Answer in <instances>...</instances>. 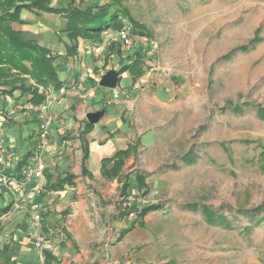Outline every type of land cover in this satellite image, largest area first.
<instances>
[{
  "label": "rangeland",
  "instance_id": "obj_1",
  "mask_svg": "<svg viewBox=\"0 0 264 264\" xmlns=\"http://www.w3.org/2000/svg\"><path fill=\"white\" fill-rule=\"evenodd\" d=\"M78 1L81 6L84 2L110 4L112 10L148 28L160 44L152 59L146 58L148 71L154 73L152 80H160L158 88L169 87L167 99L178 109L162 130L168 141L158 149L159 159L172 164L158 172L156 188L146 192L158 191L162 200L152 209L156 211L153 228H146L152 238L151 256L137 264H264V220L252 223L237 213L239 208L264 204V118L257 111L258 106L264 107V0ZM70 2L52 0L51 5ZM21 12L25 21L14 24L16 28L41 44L42 39L55 42L50 51L59 63L73 59L70 72L90 70L85 89L73 88L68 97L79 98L83 92L92 96L95 93L89 90L98 87V95L92 98L103 102L112 89L99 86V74L114 66L112 43L108 41L98 54L79 51L70 57L63 15L37 9ZM112 37L106 34L104 39ZM252 40L256 46L251 51L224 57ZM60 77L66 79L64 71L60 70ZM23 78L28 88L34 84L28 76ZM118 84L125 94L130 92L123 78ZM149 89L155 91L153 81ZM14 100L0 94V116L9 103L16 108L20 102ZM235 105L244 106L243 113H236ZM15 111L26 113V109ZM12 115L6 126L15 125ZM0 136L7 137L1 132ZM18 142L21 159L31 144ZM191 149L195 158L187 153ZM174 162L178 168L172 167ZM5 189L14 199L0 207V264H19L25 258L20 252L24 244L26 253L41 261L36 242L45 234L35 230L42 223L37 224L28 211L40 202H27V191L20 197L17 189Z\"/></svg>",
  "mask_w": 264,
  "mask_h": 264
},
{
  "label": "crops",
  "instance_id": "obj_2",
  "mask_svg": "<svg viewBox=\"0 0 264 264\" xmlns=\"http://www.w3.org/2000/svg\"><path fill=\"white\" fill-rule=\"evenodd\" d=\"M110 39L103 40V47ZM81 41L80 51L89 53L84 45L93 42ZM42 45L52 50L57 44L42 39ZM114 45L115 43L111 45L112 52L116 53L111 56L114 66L102 70L99 79L109 69L117 70L127 62H131L133 58H143L139 48L129 49L123 43L121 55L118 56L117 46L115 49ZM60 60L61 71L67 76L66 79L62 78L67 92L55 93L54 100L47 105L50 114L55 118L48 135L55 144H59L65 138L67 145L62 149L53 148L46 154L42 193L31 185L26 188L27 202L39 201V211L46 216L42 226L33 227L35 230L38 229L39 233L42 231L45 234L47 239L45 247L54 252L59 264H118L122 260L124 264L143 263L149 259L148 256H151L152 238L146 228L148 230L153 228L156 211H147L141 219L135 220L140 223L133 224L131 223L133 221L126 220L122 205L127 196L123 195L122 187L129 179L128 193H144L138 190L135 182L137 173H143L149 174L146 179L147 192L156 188L160 178L158 172L162 166L172 164L159 159L158 149L168 141L162 130L174 119L178 109L167 99L169 87L158 88L161 86L158 82L160 80H152L154 73L149 71L140 79L141 88L134 91L136 95L134 94L135 96L130 100L124 97L126 91H123L122 87L118 88L124 96L118 97L111 106H108L105 100L102 102L92 98L98 95V87H91L89 92L95 93L92 96L83 92L79 98H69L68 95L73 93L71 91L73 81L76 80L79 70L71 72L68 70L72 67V58L66 61L69 66L65 64V60ZM147 63H150L149 60ZM122 78L123 85L126 82V85H130L132 89L134 82L131 81L129 72L123 73ZM151 81L156 88L155 91L149 89ZM160 96H163V99ZM8 106L10 108L7 109H12L13 102ZM102 107H106V113L84 136L88 141L89 157L85 161L87 173L83 174L84 141L81 133L85 129L86 122H89L86 115ZM39 111L40 108L35 111H25L24 115L14 111L12 118L15 125L6 126L8 123H0V132L7 135L19 157L21 145L18 141L22 139V141L26 140L25 145L31 144L29 147L26 146L27 153L39 139V126L33 120L36 116L38 118ZM129 145L135 146L136 151L126 159L121 175L112 177L111 164L104 166L103 159L113 156L117 150L126 149ZM117 146L120 149H117ZM18 162L1 165L0 168L14 174L17 173ZM69 175L74 176L73 184H70V177L67 178ZM62 179H65L62 184L63 189L51 191L46 189L48 182L56 184ZM13 199L12 193L0 188V207H6ZM28 211L32 214L30 210ZM22 213H26L24 209ZM26 249L25 244L21 246L20 252L25 258L19 260V264H42L35 255L26 253ZM41 255L43 256L42 253Z\"/></svg>",
  "mask_w": 264,
  "mask_h": 264
},
{
  "label": "trees",
  "instance_id": "obj_3",
  "mask_svg": "<svg viewBox=\"0 0 264 264\" xmlns=\"http://www.w3.org/2000/svg\"><path fill=\"white\" fill-rule=\"evenodd\" d=\"M52 0H0V94L9 95L13 99L20 103L29 102L32 108L26 111H35L40 108L43 103L46 102L47 92L46 89L53 88L56 91L61 90L65 84V81L60 77L61 66L58 62V57L54 56L48 47L43 46L35 38L28 37V34L23 29L16 28L14 24H23L25 20L22 18V12L24 9H37V11H43L47 13L61 14L66 19L65 27L63 31L67 33L70 44H68L67 50L70 57H74L79 54L80 41L88 40L90 42H102L106 34H112L113 37L109 43H115L113 48L117 46V53L121 55V45L123 41L119 37V32L125 26V21L131 23V29L134 33L140 35H147L151 38L148 28L142 26L137 22H133L128 16L121 13L120 10H112V6L107 3H85L81 6L78 0H71V2L64 6L58 3L57 5H51ZM124 44V43H123ZM256 46L252 40L244 45L233 48L224 57H231L235 53L249 52ZM116 49V48H115ZM143 58H133L131 62L119 67V81L122 79V74L129 72L132 82L139 81L145 73L148 71L149 63ZM17 72V74L14 73ZM23 76H28L34 80V84L28 88L26 79ZM42 87L45 89L43 90ZM26 98L27 100H25ZM236 113H243L244 106L235 105ZM7 109L4 110L3 115H7ZM257 111L260 116L264 118V107L258 106ZM10 117V116H9ZM35 123H38L40 130L39 116L33 119ZM39 120V121H38ZM93 124L86 122L85 129L82 131L83 136V174L87 173L85 161L89 157L88 141L85 139V135L89 133ZM40 132V131H39ZM36 145V144H35ZM136 147L129 145L126 149L117 150L113 156L103 159V165H110V172L112 177L121 175L123 166L126 159H128L134 152ZM31 151L27 152L23 158L19 160L14 174L8 173L21 178V169L28 162L31 155ZM193 149L187 153L192 155ZM194 155V154H193ZM196 154L194 155V158ZM181 159V158H180ZM192 159V157L190 158ZM186 162V158L181 161ZM170 164L162 166L161 169H165ZM175 168L179 167V164H174ZM160 169V170H161ZM46 172V171H45ZM149 174L137 173L135 177L136 186L139 191H148V184L146 182ZM70 184H73L74 176L69 175ZM65 179L58 180L56 184L47 183V190H60L63 189V182ZM130 188L129 179L123 184V195L129 196L128 190ZM159 206H153L144 210L143 215L152 209H157ZM9 209V208H8ZM243 214L255 223H259L264 220V216L261 219L260 214H264V204H261L252 209L239 208L237 213ZM233 214V212H232ZM236 214V213H235ZM228 227L230 225H227ZM44 257V264H59L58 258L55 256L51 249H42Z\"/></svg>",
  "mask_w": 264,
  "mask_h": 264
},
{
  "label": "built area",
  "instance_id": "obj_4",
  "mask_svg": "<svg viewBox=\"0 0 264 264\" xmlns=\"http://www.w3.org/2000/svg\"><path fill=\"white\" fill-rule=\"evenodd\" d=\"M119 37L129 49L139 48L145 58L151 59L152 53L159 49V42L156 39H153L147 35L136 34L131 29V23L125 21V26L119 32ZM85 50L89 53L98 54L102 48V44L90 43L85 45ZM91 76L89 69L80 70L77 74L76 80L73 84V88H76L79 91H83L86 83L88 82ZM141 88V84L136 82L132 85L130 92L125 94V98L130 100L134 97V91H137ZM43 90H45L42 87ZM47 98L46 102L42 104L39 111L40 119V135L36 145L33 147L31 155L28 159V162L24 164L21 169V178H18L14 175H9L4 170L0 168V187L17 189L20 197H23L26 188L31 185L32 188L36 190L43 189V181L45 178L46 164L45 156L49 150L53 148L62 149L67 145V140L64 138L59 144H55L51 141L48 135V131L51 128L54 122V116H52L48 110V104L50 101L54 100V94H60V92H67V88L63 87L61 90L56 91L53 88L46 89ZM121 94L120 89L117 87L112 89L111 94L106 96L105 102L108 106H111L113 102ZM32 108L31 103L23 102L19 103L16 108L11 110L9 114L0 116V123H8L9 116L16 109H30ZM19 161L18 152L15 148L12 147V144L5 136H0V166L7 163H12ZM159 192L155 191L153 194L149 195L148 193H139V194H130L126 197L122 205L123 216L126 220L135 221L139 220L143 216L144 210L151 208L153 206H159L161 203V198H159ZM40 205L34 203L29 206V210L33 215V219L37 224L45 222V215L39 211ZM47 239L42 236V238H37L36 247L38 250L46 246ZM44 264V257L41 260Z\"/></svg>",
  "mask_w": 264,
  "mask_h": 264
},
{
  "label": "water",
  "instance_id": "obj_5",
  "mask_svg": "<svg viewBox=\"0 0 264 264\" xmlns=\"http://www.w3.org/2000/svg\"><path fill=\"white\" fill-rule=\"evenodd\" d=\"M119 77L120 75L118 70L113 68L109 69L104 74H102L99 81V86L109 89H115L118 87ZM105 113L106 107H102L100 110L88 112L86 117L91 124H95L100 121Z\"/></svg>",
  "mask_w": 264,
  "mask_h": 264
}]
</instances>
